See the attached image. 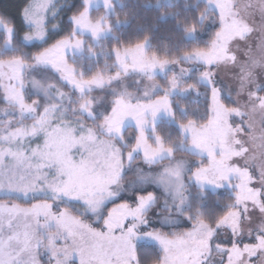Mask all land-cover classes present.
<instances>
[{
    "label": "snow or ice",
    "instance_id": "obj_1",
    "mask_svg": "<svg viewBox=\"0 0 264 264\" xmlns=\"http://www.w3.org/2000/svg\"><path fill=\"white\" fill-rule=\"evenodd\" d=\"M92 5L0 13V264H264V0H197L172 54ZM208 188L229 191L211 214Z\"/></svg>",
    "mask_w": 264,
    "mask_h": 264
},
{
    "label": "trees",
    "instance_id": "obj_2",
    "mask_svg": "<svg viewBox=\"0 0 264 264\" xmlns=\"http://www.w3.org/2000/svg\"><path fill=\"white\" fill-rule=\"evenodd\" d=\"M196 2L197 0H159V3L157 0H117L111 22L119 40L135 41L148 35L151 44L150 52L154 49L159 53L172 54L179 52L181 48L195 46L192 40L185 38L179 25L185 23L186 17L195 15L194 5ZM23 3L24 0H0V13L7 12L12 16H17ZM201 10H203L202 6ZM117 19L120 21L119 24H117ZM213 30V28H209L208 31L201 33V44L209 39ZM103 40L109 47L114 42L112 34ZM98 58L102 62L103 53L98 52ZM179 99L187 103L190 109H194L197 104H200L201 110H203L204 98L202 96ZM217 194L221 197V202L229 198L228 190L219 193L206 190L205 194L201 196L196 189H193V205L198 200H203L202 207L211 214L220 209V203L216 202Z\"/></svg>",
    "mask_w": 264,
    "mask_h": 264
},
{
    "label": "rangeland",
    "instance_id": "obj_3",
    "mask_svg": "<svg viewBox=\"0 0 264 264\" xmlns=\"http://www.w3.org/2000/svg\"><path fill=\"white\" fill-rule=\"evenodd\" d=\"M111 2L113 4V9H114V5H115V2H117V0H111ZM92 7H93V9H98V11H93L92 15L94 17L99 16L100 14H102L104 12L103 0H93ZM113 13H114V11H113ZM110 35L111 34H109L108 37ZM103 39L104 38L102 37V40ZM253 44H255V41H253ZM246 47H247L246 43H240L239 44V48H241V49H244ZM97 57H98V53H97ZM172 67H175V66L173 65ZM235 72H236V69L232 68V67H229V66H222L218 70L217 79H218L219 84L221 85V87L225 89V94L226 95H227V93L229 91L234 93L235 90H236V87H235L236 82L234 81L233 75H232ZM257 73L259 75V73H260V69L259 68L257 69ZM158 79H159V77H158ZM136 80H137V77H136L135 74L130 75L127 78V80H126V85H127V88L129 90H136L137 92H139L144 86V81L141 79L140 83L137 84ZM95 94L96 95H101V93H99V92H97ZM185 97H194V95L192 93H188V94H186L184 96H179V98H185ZM162 120H165V118L163 116H162ZM190 159H199V157H197V158L190 157ZM206 190L214 192L211 188H208ZM224 190H227V188H225ZM224 190H219V192L224 191ZM256 219L258 220L259 217H256ZM211 264H220L219 258L213 257L211 259Z\"/></svg>",
    "mask_w": 264,
    "mask_h": 264
}]
</instances>
